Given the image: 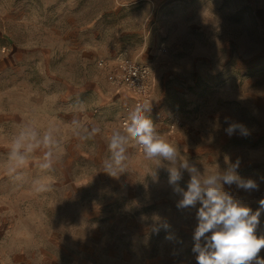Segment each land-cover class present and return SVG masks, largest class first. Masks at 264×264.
<instances>
[{
  "label": "rangeland",
  "instance_id": "374dc122",
  "mask_svg": "<svg viewBox=\"0 0 264 264\" xmlns=\"http://www.w3.org/2000/svg\"><path fill=\"white\" fill-rule=\"evenodd\" d=\"M122 55L151 65L145 115L180 158L201 172L239 160L259 190H225L259 208L264 0H0V264H197L196 209L177 208L168 162L130 141L126 170L105 171L133 106L115 83ZM230 123L247 134L229 135ZM31 131L55 144L22 148L20 164L13 149ZM189 180L185 171L178 184Z\"/></svg>",
  "mask_w": 264,
  "mask_h": 264
},
{
  "label": "clouds",
  "instance_id": "9594fccd",
  "mask_svg": "<svg viewBox=\"0 0 264 264\" xmlns=\"http://www.w3.org/2000/svg\"><path fill=\"white\" fill-rule=\"evenodd\" d=\"M149 111L148 106H137L130 113L123 131L113 132L109 144V157L104 161L105 171L112 176H118L126 170L127 145L135 141L143 146L144 154L148 158L167 161L169 166V184L173 191L181 196L177 201V208L181 210L196 209L197 227L194 231V246L192 251L196 254L197 264H264V258L259 253L264 249V235H257L261 213L264 212V199L259 201V208L253 211L250 207L242 204L233 195L225 190L233 184L238 189L251 193L259 190V183L252 178H242L237 169L239 160L230 163L224 170L215 166V170L201 172L193 163L186 158L181 159L177 147L163 138L157 131L156 125L145 115ZM226 122L228 118H225ZM99 129H93V133ZM236 131L246 135L247 129L240 123H230L226 132L232 135ZM24 141H32L25 145ZM41 143L45 146H53L52 133L49 131L38 139V133H22L17 140L13 157L22 164L25 155L21 153L24 148L30 152ZM51 151L47 154V163L43 167H51ZM187 172L190 180L187 189L179 186L183 172ZM199 204V208H196ZM168 228L167 223L162 225ZM158 231V228H154ZM210 233V235H209ZM167 239H172L169 234Z\"/></svg>",
  "mask_w": 264,
  "mask_h": 264
},
{
  "label": "built area",
  "instance_id": "2783aa9c",
  "mask_svg": "<svg viewBox=\"0 0 264 264\" xmlns=\"http://www.w3.org/2000/svg\"><path fill=\"white\" fill-rule=\"evenodd\" d=\"M104 60H100L98 64L104 65ZM152 67L148 63L138 61L129 56H119L115 60V83L120 88H124L133 97L132 108L126 107V115L121 117V128L124 129L125 123L129 119V115L137 106H147L152 102V86H151ZM140 149L143 146L138 144Z\"/></svg>",
  "mask_w": 264,
  "mask_h": 264
},
{
  "label": "crops",
  "instance_id": "0c3cea01",
  "mask_svg": "<svg viewBox=\"0 0 264 264\" xmlns=\"http://www.w3.org/2000/svg\"><path fill=\"white\" fill-rule=\"evenodd\" d=\"M100 101H101V99H100ZM104 101V100H103ZM50 264H56V262H51Z\"/></svg>",
  "mask_w": 264,
  "mask_h": 264
}]
</instances>
